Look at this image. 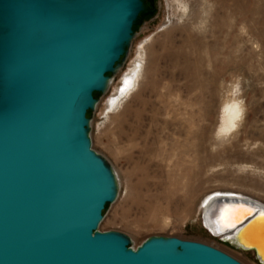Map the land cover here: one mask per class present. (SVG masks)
<instances>
[{"label":"water","instance_id":"obj_1","mask_svg":"<svg viewBox=\"0 0 264 264\" xmlns=\"http://www.w3.org/2000/svg\"><path fill=\"white\" fill-rule=\"evenodd\" d=\"M154 10V0H0V264H245L198 239L152 234L133 247L127 233L99 228L119 183L92 147L95 93ZM220 197L211 211L249 203ZM262 211L232 229L212 221L260 264Z\"/></svg>","mask_w":264,"mask_h":264},{"label":"rangeland","instance_id":"obj_2","mask_svg":"<svg viewBox=\"0 0 264 264\" xmlns=\"http://www.w3.org/2000/svg\"><path fill=\"white\" fill-rule=\"evenodd\" d=\"M154 5L91 115L92 147L119 183L99 228L133 247L175 235L260 264L209 232L200 204L213 192L264 203V0Z\"/></svg>","mask_w":264,"mask_h":264},{"label":"bare ground","instance_id":"obj_3","mask_svg":"<svg viewBox=\"0 0 264 264\" xmlns=\"http://www.w3.org/2000/svg\"><path fill=\"white\" fill-rule=\"evenodd\" d=\"M112 78H111V81H110V84H109V87L112 83ZM234 107H229L228 108V112L226 114V117H225V121L226 123H230L235 116H237L238 114H230V111L233 109ZM219 193L220 195H215ZM226 194H232V195H226ZM119 195V194H118ZM220 196H231V197H236V198H240L239 200L240 201H248L249 203L247 202H238L237 204L239 205H244L245 207L249 208V209H252L253 211L255 210V207H259L261 209H264V203L254 199V198H251L249 196H246V195H242V194H239V193H233V192H213V193H210L209 195H207L201 202L200 204V210L203 214L202 216V219L204 221V226L211 230L214 234L213 235H217L215 232V225H213V222L214 221L213 219L215 218V222H216V219H217V216L219 215V212H220V209L225 205V204H234V203H226V202H219L216 204V207L214 210L211 211L212 207H213V203H215V201L217 200L218 201V198H222ZM211 197V199H209ZM243 203H246V204H251V203H254L256 204V206H252L251 205H245ZM252 211V212H253ZM261 219H264V217L260 216L259 220ZM262 223H264L263 220H261ZM217 224V223H216ZM218 225V224H217ZM219 226V225H218ZM220 228V226H219ZM225 235H223V238L226 240V237H224ZM230 236V235H228ZM230 240L233 241V238L229 237ZM264 251V250H263Z\"/></svg>","mask_w":264,"mask_h":264},{"label":"snow or ice","instance_id":"obj_4","mask_svg":"<svg viewBox=\"0 0 264 264\" xmlns=\"http://www.w3.org/2000/svg\"><path fill=\"white\" fill-rule=\"evenodd\" d=\"M215 195H220L219 193ZM232 195V194H226ZM211 199V197L209 198ZM252 209L239 204H225L217 216L216 223L220 226V229H232L241 224L247 216L252 214ZM264 217V211L260 213Z\"/></svg>","mask_w":264,"mask_h":264},{"label":"trees","instance_id":"obj_5","mask_svg":"<svg viewBox=\"0 0 264 264\" xmlns=\"http://www.w3.org/2000/svg\"><path fill=\"white\" fill-rule=\"evenodd\" d=\"M138 25H139V24H138ZM138 25L136 26V28L138 27ZM99 95H100V93H98V92L95 93V96H96V97H98ZM89 112H90V111H88V113H89Z\"/></svg>","mask_w":264,"mask_h":264}]
</instances>
